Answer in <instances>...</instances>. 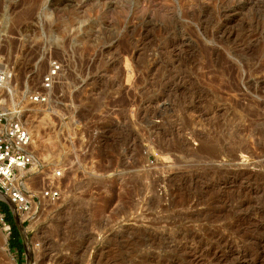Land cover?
<instances>
[{
  "label": "rangeland",
  "instance_id": "rangeland-1",
  "mask_svg": "<svg viewBox=\"0 0 264 264\" xmlns=\"http://www.w3.org/2000/svg\"><path fill=\"white\" fill-rule=\"evenodd\" d=\"M0 65L41 175L67 168L0 264H264V0H0Z\"/></svg>",
  "mask_w": 264,
  "mask_h": 264
},
{
  "label": "built area",
  "instance_id": "built-area-1",
  "mask_svg": "<svg viewBox=\"0 0 264 264\" xmlns=\"http://www.w3.org/2000/svg\"><path fill=\"white\" fill-rule=\"evenodd\" d=\"M60 69L59 61L51 60L41 86L30 95L33 102L49 103ZM11 77V69L0 65V87H3ZM16 118L18 117L11 118L8 113L0 111V192L7 196L3 199L9 205L16 225L22 232L18 219L33 211V205L37 201L44 199L54 202L61 198L62 188L59 180L67 168L51 169L50 174L43 178L41 173L45 166L32 150L33 135L22 120ZM27 181L29 189L25 184ZM0 220H5V214L2 212ZM26 220L27 218L22 219V225ZM4 224L11 235V225L6 221ZM22 238L25 243L23 234Z\"/></svg>",
  "mask_w": 264,
  "mask_h": 264
},
{
  "label": "trees",
  "instance_id": "trees-1",
  "mask_svg": "<svg viewBox=\"0 0 264 264\" xmlns=\"http://www.w3.org/2000/svg\"><path fill=\"white\" fill-rule=\"evenodd\" d=\"M3 206H6L8 209V212H6L5 210H2ZM9 205L6 202L0 201V212L5 214V221L11 225L12 227V239L9 243L11 249L13 250H18V251H23V242L20 238V234H19V230L18 227L16 225V222L13 218V215L11 214L10 210H9Z\"/></svg>",
  "mask_w": 264,
  "mask_h": 264
},
{
  "label": "bare ground",
  "instance_id": "bare-ground-1",
  "mask_svg": "<svg viewBox=\"0 0 264 264\" xmlns=\"http://www.w3.org/2000/svg\"><path fill=\"white\" fill-rule=\"evenodd\" d=\"M7 82H9V80L7 81ZM7 82L5 83V84H7ZM5 86V85H4ZM3 86V87H4ZM0 88H2V87H0ZM11 118H14V117H11ZM16 119H20V118H16ZM23 122V121H22ZM35 155V154H34ZM26 185H27V188L29 189V182L27 181L26 183H25ZM6 195H4V194H2L1 192H0V198H5L6 199ZM42 200H44V199H42ZM41 201V200H40ZM54 202H56V201H54ZM36 204V203H35ZM33 207H34V205H33ZM24 218V217H23ZM0 235H1V233H0ZM2 236H3V234H2ZM3 238V237H2ZM2 238H0V240L2 239ZM4 239V238H3ZM149 239V238H148ZM152 239V238H151ZM146 240H147V238H146ZM145 240V242H148V241H146ZM4 242H5V240H4ZM140 242H142L143 243V241H140ZM144 242V243H145ZM260 243H263V245H264V240L263 241H261ZM148 244V243H147ZM30 255H31V253H30ZM32 256V255H31ZM244 257V256H243ZM247 256H245V258H246ZM245 260V259H244Z\"/></svg>",
  "mask_w": 264,
  "mask_h": 264
}]
</instances>
